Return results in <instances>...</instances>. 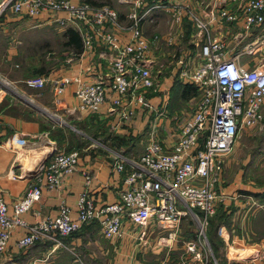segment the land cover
<instances>
[{
    "label": "built area",
    "instance_id": "built-area-1",
    "mask_svg": "<svg viewBox=\"0 0 264 264\" xmlns=\"http://www.w3.org/2000/svg\"><path fill=\"white\" fill-rule=\"evenodd\" d=\"M121 1L128 4L127 25L121 23L117 9L104 2L0 0V12L9 8L42 16L44 21L63 27L75 26L81 33L84 50L99 41L111 52L106 79L89 82L78 74H62L37 76L26 83L41 88L50 82L57 94L74 83L78 110L95 113L107 106L116 112L115 128L126 124L141 108L155 112V119L163 116L177 120V115L168 116L165 109L158 110L148 102V94L157 92L149 60L160 34L154 32L151 38L147 37L143 24L148 19L154 21V13L163 12L170 21L164 41L169 45L178 43L174 55L184 63L183 79L196 88L195 107L170 134L173 141L168 150L153 128L139 156L117 154L113 169L123 174L125 184L119 201L96 206L85 189L78 197L75 217L70 207L61 202L56 216L30 224L22 214L39 201L42 190L60 187L62 177L77 170V150L55 152L22 198L13 202L11 210L0 197V256L16 228L26 229L16 242L20 248L45 235H70L91 220L98 221L103 236L113 240L130 235L126 227L130 222L139 230L137 237L142 240L152 220L165 227L185 215L197 226L194 239L186 245V253L194 260L190 264H209L211 247L206 230L208 218L222 199L219 188L225 156L236 141L263 121L264 57L243 61L241 54L254 53L264 43V34L253 33V27L264 21V0H242L236 10L221 5L223 0L213 4L195 0ZM185 21L202 34L198 42L193 39V45L187 43L189 51H184L178 41L182 35L180 26ZM223 22L239 25L233 33L234 43L213 34L215 24ZM118 28L128 30L127 36L120 35L115 30ZM241 44L243 51L239 52ZM84 178L87 185L91 175L84 173ZM257 258L247 264H261L262 259Z\"/></svg>",
    "mask_w": 264,
    "mask_h": 264
},
{
    "label": "crops",
    "instance_id": "crops-1",
    "mask_svg": "<svg viewBox=\"0 0 264 264\" xmlns=\"http://www.w3.org/2000/svg\"><path fill=\"white\" fill-rule=\"evenodd\" d=\"M88 1L96 3L95 0ZM195 1H208L211 4L219 2ZM241 1L223 0L221 5L236 10ZM112 3L110 5L120 14L121 23L127 25L128 4L121 0H112ZM166 17L167 23L159 24L148 19L143 27L149 38L154 32L160 34L149 60L155 80L158 81V94H148V102L152 107L165 109L168 113L175 82L187 81L181 75L184 63L178 61V56L173 57V53H176L174 50L179 48L178 43L169 45L164 41V35L170 28L169 18ZM150 22H153L152 25ZM229 24H215L213 34L231 44L235 40L233 33L238 31L239 25ZM180 28V43L187 40L192 44L190 41L194 39L198 42L202 37L201 32L189 21L182 23ZM69 30L76 35L77 48V43L71 41ZM115 30L125 37L128 34L125 28ZM258 32L264 34V21L253 27V33ZM258 56L264 57V50L258 49L248 54L249 58ZM165 58L172 63L170 69H164ZM241 58L243 61L249 59ZM110 59V49L102 42L98 41L91 49L84 50L81 33L75 26L63 27L44 21L42 16L29 15L25 11L15 12L9 8L0 12V197L11 210L13 202L22 198L29 185L36 181L42 166L49 162L55 152H79L77 170L63 176L60 187L50 190L44 188L39 201L22 214L30 224L56 216L61 202L70 207L75 217L78 197L85 189L96 206L119 201L125 184L123 174L113 169L114 159L117 154L137 157L142 152L137 156L124 153V140L116 139V136L127 132L137 137L146 132L149 137L150 131L155 128L154 132L165 149L171 146V126L163 122L162 118L155 119L156 113L150 109H138L131 120L115 128L116 112L107 106H102L95 113L78 110L74 83L69 84L61 94L54 91L50 82L41 88L26 83L33 77L62 74H78L89 82L106 79L110 73ZM159 65L161 67L156 73ZM262 111L264 119V106ZM89 129H93V132H89ZM253 129L245 134L251 135L257 131V127ZM242 137L225 156L223 180L219 188L222 199L216 211L224 210L229 216L227 222H221L217 228L225 248L221 264H247L257 256L261 258L255 249L260 242L249 239V230L245 226L240 235L236 229L238 220L246 219L255 226L256 215L260 213L264 219V162L261 163L257 158L251 162L241 158L244 146L249 145V140H242ZM84 173L91 175L87 185ZM188 217L184 215L179 222L168 223L165 227L152 220L145 228L142 240H139V232L130 222L126 223L130 235L113 240L103 236L98 221L91 220L77 232L67 236L56 233L45 235L26 248L16 244L26 229L16 228L0 256V264H190L194 260L186 253V245L194 239L196 224L190 225L186 221ZM209 257V264H219L212 248ZM261 264L264 262L261 261Z\"/></svg>",
    "mask_w": 264,
    "mask_h": 264
},
{
    "label": "rangeland",
    "instance_id": "rangeland-1",
    "mask_svg": "<svg viewBox=\"0 0 264 264\" xmlns=\"http://www.w3.org/2000/svg\"><path fill=\"white\" fill-rule=\"evenodd\" d=\"M97 1L98 2L99 1L100 2H105V3L113 5L112 0H95L96 3H97ZM154 15H155L154 16V18H155L154 21L155 22H158L159 24H161V23L164 24L165 22L167 23V17H166L167 15L164 14L163 12L154 13ZM150 23L152 25L153 22H150ZM162 30L164 31V29L161 28V31ZM181 42H184V43H182V45L184 47V51H186V50L189 51V48L187 46V43H189V42H187V40H185V41L182 40ZM261 46L264 47V43L262 45H260V47ZM163 50L167 51L166 48H164ZM238 50H239V52L243 51L242 44H241V47ZM261 50H264V48H261L260 51ZM164 51H162V52L165 54ZM241 56L245 57L246 59L249 58L247 53H242ZM173 57H174V53H173ZM162 60H164V59H162ZM166 60L167 59L165 58L164 62H166V64L164 66V69H166V67H167V69H170V65L172 63L170 62V59H168L167 61ZM160 67H161L160 65L157 67L156 73H158V70L160 69ZM162 72H163V70H162ZM156 83H158V81ZM156 94H158V92ZM170 98H171L170 111L168 113H166V114L168 116H171V117L177 115L178 119L177 120H173V119H169V118L167 119V118H164L163 116H159L158 119L162 118L163 122H166L167 125L171 126L170 127L171 128L170 132H174V130H176L177 126L179 125V123H181L184 120V118H186L187 115L193 110V108L195 107V102H196L198 97H197V95L196 96L190 95V97L187 98V99L186 98L181 99L180 94H179V89L175 88L173 90V92L171 93V97ZM262 123H261L262 124L261 127H257V131L256 132H254L251 135L250 134L249 135L245 134L242 137V140L243 139L244 140H249V145L244 146L243 152H242V157H241V158H247L248 162L255 161L256 158L259 159L261 163L264 162V119H263ZM123 125H121V126H123ZM121 126H119L118 128H120ZM87 130L88 129H84V131H87ZM91 131L93 132V129H89V132H91ZM135 133H134V135H136ZM145 133L143 132V134H139L137 137H135V136H133L130 133L124 132V133H122V135L116 136V139L123 138V140H124V149H125L124 153L127 152L131 156H137L138 154H140L143 151L144 146H145V144H146V142L148 140L147 133L146 134ZM105 134H107V131H105ZM114 137H115V135H114ZM262 197H264V194L262 195ZM260 199L263 200L262 198H260ZM255 207H256V205H255ZM229 215H232V212H229ZM186 221L189 222L190 225L195 223L194 220H191L190 217H188L186 219ZM249 223H251V224H249ZM254 223H256L255 226L252 225V222L246 221V219L244 221H243V219L238 220V225L239 226L238 225L236 226L237 227L236 228L237 229V234L238 235L241 234V230L243 231V227L244 226L247 229V231L249 230L247 232L249 239H251V240H253L255 242H260L259 244H257L255 246V249L258 252V255L261 257L260 259H262V261L264 262V219L261 218L260 213L258 215H256V221ZM257 225H258V227H257ZM207 229H208V226H207ZM196 230H197V226L195 227V232H196ZM138 232H139V230H138ZM206 233H207V230H206ZM181 245H183V244H181ZM218 248H219L218 249V253H219L218 255L220 257L218 261H220V260H223L221 258H222V254H223V251H224L225 248H223V246H221V245H219ZM256 260H258V258ZM220 262H222V261H220Z\"/></svg>",
    "mask_w": 264,
    "mask_h": 264
},
{
    "label": "trees",
    "instance_id": "trees-1",
    "mask_svg": "<svg viewBox=\"0 0 264 264\" xmlns=\"http://www.w3.org/2000/svg\"><path fill=\"white\" fill-rule=\"evenodd\" d=\"M69 33H71V41L75 42V44H76L77 40H76L75 33H73L72 30H69ZM77 45H78V43L76 44V48H77ZM175 87L179 89L180 97L182 99H184V98L187 99L190 97V95L196 96L198 94L196 91V88L193 85H191L190 83H180V82L176 81ZM73 134H75V133H73ZM228 217L229 216L227 214H225L224 210H218L215 212L214 215H212L208 218L207 237H208V240L211 244V248H212L215 256L218 259H219V256H218V254H219L218 249L219 248L218 247H219V245L223 246V240L218 236L217 228L221 222H227ZM220 261L223 262V260H220ZM220 261H218L219 264L222 263Z\"/></svg>",
    "mask_w": 264,
    "mask_h": 264
}]
</instances>
